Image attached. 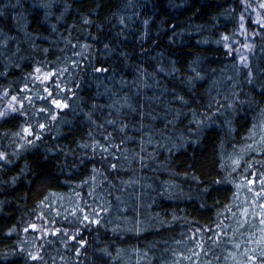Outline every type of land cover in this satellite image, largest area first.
Listing matches in <instances>:
<instances>
[{
	"label": "trees",
	"instance_id": "16d2710c",
	"mask_svg": "<svg viewBox=\"0 0 264 264\" xmlns=\"http://www.w3.org/2000/svg\"><path fill=\"white\" fill-rule=\"evenodd\" d=\"M245 9L0 0V264L260 256L264 188L248 176L264 180V136L249 137L264 126V8L262 21ZM19 101L25 115L7 107Z\"/></svg>",
	"mask_w": 264,
	"mask_h": 264
},
{
	"label": "rangeland",
	"instance_id": "374dc122",
	"mask_svg": "<svg viewBox=\"0 0 264 264\" xmlns=\"http://www.w3.org/2000/svg\"><path fill=\"white\" fill-rule=\"evenodd\" d=\"M260 1L261 0H242L243 6L246 8L245 9V14L246 15L252 14L257 19L262 21V18H261L262 16L260 15V12H259L262 9L260 7V4H261ZM238 34H239L238 38L234 41V44L232 45V48H233V51L235 52V54L237 55L238 62H240V60L244 59V57L246 56L247 51L249 49H251L252 45H251V43L249 41V38H251V34L248 33L245 30L244 26H243V28H241V31ZM241 57H243V59H241ZM262 134L264 136V126H262V128L261 127L260 128L259 127L255 128L252 131V133L249 135V137L254 138L257 141V143H258L259 139H261ZM248 151H251L252 153H255V152L258 153V147L257 146H252V142H251L250 150L248 148L245 153H248ZM262 167H264V165H262ZM253 178H254L253 175L248 176V181H252L253 182L255 180L257 184L260 183V186L263 189L264 188V180H261L260 178H254V179ZM261 194L262 193L259 192L256 196L259 197ZM260 236H262V235H260ZM246 261H247V259H246ZM246 261L243 260V259L237 258L236 264H245Z\"/></svg>",
	"mask_w": 264,
	"mask_h": 264
},
{
	"label": "snow or ice",
	"instance_id": "6c2138e0",
	"mask_svg": "<svg viewBox=\"0 0 264 264\" xmlns=\"http://www.w3.org/2000/svg\"><path fill=\"white\" fill-rule=\"evenodd\" d=\"M260 7L264 8V2H262L260 4ZM241 19H243V17ZM241 27H243V26L241 25ZM225 39H227V38L225 37ZM225 46L227 47V45H225ZM241 59H243V57H241ZM102 70L103 69H96V71H98V72L102 71ZM36 71L39 72L40 70L37 69ZM48 75H51V74H48ZM48 75H46L44 77L45 80L48 79ZM45 92H48L47 88H45ZM51 97H52V93L49 92L48 93V97H40V99L46 100V99H49ZM12 99H13V101H16L17 97H13ZM26 99L30 100V98H26ZM19 103L21 105L20 109H17L12 104H9L7 107L10 110L11 113H19V115H25L24 111L22 110L23 109V101H19ZM51 104L54 105L57 109L63 108V107H67V105L62 103V101L60 99H51ZM38 111L39 112H47L48 109L47 108H41ZM8 115H9L8 111H0V119L6 118ZM52 118L55 119V116L53 115ZM110 123H112V122L110 121ZM39 126H40L41 129H44L46 127V125L43 124V123L40 124ZM30 128H31V126L29 125V127H25L23 129V131L25 133L31 135L32 132H31ZM37 139H39V136H37ZM106 139H107V137H106ZM28 143L31 144L32 141H28ZM3 159H5V155L3 153H0V160H3ZM113 167H115V166L113 165ZM249 183H252V181H249ZM261 208L264 209V205H261ZM85 219H88V218L85 217ZM92 222L93 223H97L98 221L94 220ZM261 224H264V219H261ZM32 227H35V225H32ZM262 231H264V230H262ZM261 242H264V236L261 237V240L255 241V243H257V244H260ZM250 243H251V241H250ZM236 247L239 248V245H236ZM252 251H253V253H255L256 250H252ZM244 255L247 256V261L245 262V264H264V249L260 250V256H257L255 254L248 255L247 251L244 253ZM30 258L33 259V260L38 259L37 256L31 255V254H30Z\"/></svg>",
	"mask_w": 264,
	"mask_h": 264
}]
</instances>
